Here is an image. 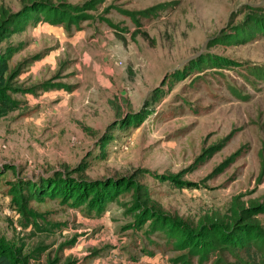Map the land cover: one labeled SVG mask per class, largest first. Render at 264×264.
Returning a JSON list of instances; mask_svg holds the SVG:
<instances>
[{
  "label": "rangeland",
  "instance_id": "obj_1",
  "mask_svg": "<svg viewBox=\"0 0 264 264\" xmlns=\"http://www.w3.org/2000/svg\"><path fill=\"white\" fill-rule=\"evenodd\" d=\"M13 17L0 241L19 264H249L189 247L235 222L264 240V0H0Z\"/></svg>",
  "mask_w": 264,
  "mask_h": 264
},
{
  "label": "trees",
  "instance_id": "obj_2",
  "mask_svg": "<svg viewBox=\"0 0 264 264\" xmlns=\"http://www.w3.org/2000/svg\"><path fill=\"white\" fill-rule=\"evenodd\" d=\"M31 4V6H34L36 8L40 5L36 1H32ZM59 9L61 13L63 12V10H65L62 8ZM36 10L44 11L45 13H47L50 12L51 9H49L48 4H43L42 7ZM65 12L67 13L66 10ZM78 14L80 13H76L74 15ZM65 17H67L68 21H70L71 14H68ZM47 18L51 22L58 21V19H56L55 17ZM13 22H16L15 17H13L12 19L0 18V37L4 36V33L8 30L7 23L12 24ZM258 23L261 24V22ZM259 30H264L262 24L256 25L255 32H258ZM10 54L11 51L9 50V48H7V46L0 45V114H4L12 108L7 91L10 88L9 80L11 77V74L8 72V58ZM24 188L26 190L25 194H30L32 192V187L24 186ZM87 188L97 193L96 185H88ZM24 201L25 199L23 197H20V200H18L19 205H23ZM253 209H256L257 211H264L260 204L254 206ZM156 214L157 212L155 211H148V219L153 220L155 217H157ZM212 230L213 229L205 231L206 234L203 237H197V239L199 240L190 245L189 250L192 253L197 254L199 257L203 258L202 256H205L204 252L208 250H214L216 248H222L223 244H226L225 248L231 250L238 247L243 248L246 255L250 259L249 264H264V240L259 236H252V232L247 228L246 223L240 224L238 222H235L234 229L230 231V234H219L216 231ZM20 262V257L17 256L13 252V250L8 248L7 245L0 241V264H19Z\"/></svg>",
  "mask_w": 264,
  "mask_h": 264
}]
</instances>
